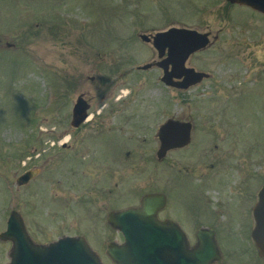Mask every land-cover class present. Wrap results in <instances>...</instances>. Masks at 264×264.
<instances>
[{
	"label": "rangeland",
	"instance_id": "rangeland-1",
	"mask_svg": "<svg viewBox=\"0 0 264 264\" xmlns=\"http://www.w3.org/2000/svg\"><path fill=\"white\" fill-rule=\"evenodd\" d=\"M170 26L211 31L213 43L186 62L212 74L200 87L160 80L157 52L139 35ZM81 92L107 107L65 141ZM224 95L232 99L225 113L246 121L247 134L211 133L220 130L210 129V100ZM168 117L192 123L191 141L162 162L156 133ZM224 153L232 156L228 172L211 166ZM27 170L33 176L18 185ZM220 175L246 179L254 195L264 183V14L227 0H0V232L15 210L34 242L80 235L102 264H114L107 244L122 235L109 212L137 207L147 193L183 199L184 208L176 202L170 211L185 217L193 241L186 213L201 200L214 209L233 193ZM11 246L0 239V264Z\"/></svg>",
	"mask_w": 264,
	"mask_h": 264
},
{
	"label": "water",
	"instance_id": "water-1",
	"mask_svg": "<svg viewBox=\"0 0 264 264\" xmlns=\"http://www.w3.org/2000/svg\"><path fill=\"white\" fill-rule=\"evenodd\" d=\"M231 3L247 5L264 14V0H228ZM144 41H150L160 60L154 65L162 69L160 80L167 86L187 89L202 79L206 73L187 67L185 62L193 52L204 48L208 33L193 28L171 26L149 37L140 34ZM153 64L141 66L147 69ZM87 102L77 97L73 107L71 125L77 127L86 118ZM191 123L168 119L157 132L158 159L167 150L187 145L190 141ZM33 176L27 170L17 177L16 183L23 185ZM253 209L255 228L252 239L264 257V185L258 193ZM164 195L148 193L141 197L137 207H128L109 212L107 222L119 230L123 242L107 244V254L115 264H211L219 258L214 237L205 230L197 233V244L190 246L184 231L173 221L161 220L158 211L164 205ZM1 240L12 243L9 261L6 264H102L96 252L84 237L64 235L47 244L34 242L28 234L22 217L12 210L6 220V228L0 232Z\"/></svg>",
	"mask_w": 264,
	"mask_h": 264
},
{
	"label": "flooded vegetation",
	"instance_id": "flooded-vegetation-1",
	"mask_svg": "<svg viewBox=\"0 0 264 264\" xmlns=\"http://www.w3.org/2000/svg\"><path fill=\"white\" fill-rule=\"evenodd\" d=\"M227 2L230 5H239V6H244V7L250 8L247 5L238 4V3H231L228 0H227ZM250 9H252V8H250ZM252 10H254V9H252ZM254 11H256V10H254ZM257 12H259V11H257ZM178 27H185V26H178ZM187 28H190V27H187ZM193 29H195V28H193ZM195 30H197L199 32H203V33H208L209 41L204 48L198 49L197 51L190 54V56L187 58V60L195 54L205 52L206 48L213 43L210 40V36H211L210 30H206V31L205 30L202 31V30H198V29H195ZM146 35L151 37L153 34H146ZM217 38H218V34H215L213 36L212 40L215 41V40H217ZM145 42L151 43V40L145 41ZM188 67H190V66H188ZM195 70L196 71H202V70H197V69H195ZM202 72L206 73V75L202 79H200L198 82L193 84L192 86L200 87L205 80L212 78L211 73H208L205 71H202ZM192 86H190V87H192ZM167 87H169V86H167ZM170 88H174V87H170ZM174 89H177V88H174ZM177 90H182V89H177ZM78 96H82V98L87 102L88 108L86 109L85 120L82 123H80L77 127H73L71 125L72 113H73L74 104L76 103ZM77 97L74 101H71V103H70L69 126H70L71 130H69V132H68L69 136H66L67 139L65 141H68L70 139V137L72 136L74 131L85 126V124H87L88 122H90V126H92L94 119L100 115V113L103 111V108L107 107L105 105V103H102V104L97 105L96 107H93V103H91L90 100L85 97L83 92H81L79 95H77ZM210 101L213 102L212 108H211L212 119H211L210 129H212V128L213 129H219L220 131H212L211 132V130H208L209 132H211L212 134H219V136H222V137H225L227 135H231L232 133L236 137L241 136L242 133H244V132H246V134H247L248 123H246V121H243V122L239 121V118H240L239 115H231V114L229 115V113H228L229 110L227 113H225L227 105L231 104V101H232L231 98L229 99L228 95L222 96L221 99L213 98ZM99 107H100V109H99ZM109 111L112 112V114L116 115V116L117 115L120 116V113H121V112H119L120 110H116L115 113H113L114 112L113 108L109 109ZM124 113L125 112H123L122 114H124ZM170 118L178 120V121L190 122V121H187V120H184L181 118H174V117H168L166 120H168ZM232 118H234L235 121L232 120ZM238 123H241V124H238ZM206 128H207V126H206ZM191 130H192V123H191ZM157 132H158V129H157ZM96 133H100V132L97 131ZM156 137H157V133H156ZM85 139H87V138H85ZM190 141H191V132H190ZM190 141H189V143H190ZM66 143L60 144L63 149L68 148V145ZM158 143H159V140H158ZM187 145H185L183 147L172 148V149L167 150L166 154L162 158H160L159 160L164 162V160H165L164 158L170 150H180V149L185 148ZM158 148H159V146H158ZM158 148H157V150H158ZM157 150H156V152H157ZM92 151L94 152L93 154H96L98 150L96 147L95 148L93 147ZM156 158H157V156H156ZM231 158H232V156L229 153L222 154V157H218L216 155V156H214V161H216L217 163H216V165L211 164V166H218V165H222V167L225 166L224 170L227 168V170H225V171L228 172V169H229L228 166L230 164ZM236 165L237 166L242 165V163H240L239 158L236 159ZM235 170H236V168H235ZM218 173L219 172L217 171L216 174H218ZM233 177H234V175H233ZM233 177L232 178H226V177L223 178V175H220V179L222 178L221 179L222 186L223 187L227 186L228 191L232 192V190H233V193L230 195L227 193L223 194V196L221 197V199L223 198V200H221L220 202L217 203L216 207L214 208L215 210L212 209L208 205L209 204L208 200H201V201H197V203H196V208L198 209L197 211L194 212V210L191 209V212L186 213V214L193 215V217H192L193 220L191 221V225H192L191 228L194 229L193 233H189V234H194V240L192 241L191 239H188V243L190 246L196 245L198 242L197 237H196L197 233L199 232V230H205V231H207V233H211L213 235L214 240H215L216 245H217V248H218L219 258L215 259L211 264H264V257L260 254L259 249L255 245V242L253 241L252 236H251L252 231L255 228V224H256L254 216H253V209H254V207L258 201V198H259L258 193H259L260 189L262 188V186L264 185V183L261 185L259 190L254 195V194H250L249 185H248V182L246 179L236 180ZM236 181H237V183H236ZM163 195L165 198L164 205H163L162 209H160L158 211L157 217H158V214L161 211H163L164 209L169 210L168 212L171 215H166V216H163L162 218H160V217H158V218L161 220L173 221L184 231L185 234H186V232L188 233V223H186L184 221L185 217L183 218V220H179L170 211L171 206L174 207L173 205H175L176 202H177L176 205L184 208L185 206H184L183 199H182V201H181V199L171 201L170 195H168V194L166 195L164 193H163ZM181 203H182V206H181ZM190 205H192V204H190ZM190 205H188L187 208L190 209ZM197 205L200 207H197ZM191 228H189V229H191ZM226 239L227 240L230 239V241L228 242L229 245L223 243V240L225 241ZM220 241H222V243H220ZM233 241L236 244L233 243Z\"/></svg>",
	"mask_w": 264,
	"mask_h": 264
},
{
	"label": "bare ground",
	"instance_id": "bare-ground-1",
	"mask_svg": "<svg viewBox=\"0 0 264 264\" xmlns=\"http://www.w3.org/2000/svg\"><path fill=\"white\" fill-rule=\"evenodd\" d=\"M66 139H67V137L64 138V140H66Z\"/></svg>",
	"mask_w": 264,
	"mask_h": 264
}]
</instances>
